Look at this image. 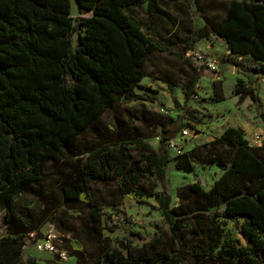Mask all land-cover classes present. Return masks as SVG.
<instances>
[{
    "label": "trees",
    "instance_id": "16d2710c",
    "mask_svg": "<svg viewBox=\"0 0 264 264\" xmlns=\"http://www.w3.org/2000/svg\"><path fill=\"white\" fill-rule=\"evenodd\" d=\"M73 1L75 14L72 0H0V264H45L23 257L29 234L38 237L47 222L73 230L75 204L86 207L83 232L96 244L100 264H264V140L251 145L241 127L227 126L213 140L171 154L167 141L178 130L172 118L158 120L141 107L138 119L153 135L100 122L121 99L142 98L134 88L148 74L149 57L172 54L180 44L183 59L200 40L213 45L215 37L228 50L222 60L244 77L232 89L236 107L249 98L264 123L256 86L264 79V0H228L214 14L199 8L203 24L183 37L170 34L176 20L165 6L172 0ZM185 62L191 67L185 82L173 70L152 74L179 85L184 105L196 96L205 68ZM212 99H225L219 79ZM85 131L90 138L80 137ZM195 161L220 175L208 189L198 182L181 186L174 199L166 166L192 173ZM124 197L154 199L166 228L139 246L135 238L104 234L103 206ZM65 241L61 236L68 255L81 249L79 236Z\"/></svg>",
    "mask_w": 264,
    "mask_h": 264
},
{
    "label": "rangeland",
    "instance_id": "374dc122",
    "mask_svg": "<svg viewBox=\"0 0 264 264\" xmlns=\"http://www.w3.org/2000/svg\"><path fill=\"white\" fill-rule=\"evenodd\" d=\"M228 0H172L165 9L171 18H175L176 23L170 27V34H176L177 37H183L186 29H194L203 24L200 16L199 8L204 9L205 13H218L222 6ZM72 12H77L76 5L72 0ZM173 39V37H171ZM215 46L206 49L205 45L209 44L208 40L202 39L195 44L192 50L184 53V58L180 59L177 53L183 51V46L177 44L172 47L174 53H157L146 60L145 67L147 75L141 80L134 91L142 96L140 99L127 100L125 98L118 101L113 109L106 110L100 117V122L104 124H115L118 122L126 128L138 127L143 131L152 135L156 134L155 129H147V125L138 119L140 108L147 110L148 115L158 120L165 121L172 118L171 128L178 130L175 133V144L184 151H188L193 147L213 140L227 126L239 124L243 120H251L254 124H258L257 106L249 98L236 107L237 97L232 94L234 83L238 77L244 78L235 68L222 60L226 51V44L221 39H212ZM194 52L201 53L203 56L209 57L216 62V69L212 70L207 67L204 62H200ZM208 52V53H207ZM210 53V54H209ZM190 60L194 65L205 66L203 75L199 79L196 86V96L192 97L187 104H183V92L179 85L168 84L156 77L159 74L157 68L169 70L172 72L175 80L181 83L185 82L187 76L191 73V67L185 62ZM221 80L222 91L225 99L215 101L212 99V82ZM257 86V92L264 99V81ZM162 110V111H161ZM118 119L117 122L115 120ZM260 123V122H259ZM182 124L181 126H179ZM186 126L191 129L190 136H180L181 129ZM246 130L251 134L254 129ZM81 138H90L89 132L85 131L80 135ZM153 145H157L158 138L153 136L149 139ZM171 154H175L170 149ZM168 191L176 198L175 192L183 185L198 182L204 189H208L212 182L220 175L221 171L215 166H201L194 162V171L192 173H184L174 168L173 162L166 166ZM159 189V187H158ZM73 208H69V212L73 214L70 220L73 230H60L54 222H47L41 228L42 232L58 230L65 240L80 237L81 249L78 252L70 250V255L64 260H60L48 252L37 251L32 241H28L23 250V257L31 255L38 261L45 264H100L99 252L94 242L90 241L84 234V222H87V210L83 204H75ZM104 234H112L117 238H135L134 244L139 246L143 241H147L159 227L166 228L163 219L157 210V204L154 199H149L146 203H141L135 199L124 197L122 202L117 206L104 205ZM4 208L0 206V236L5 232L4 225ZM38 214L42 211L37 210ZM112 214L108 217L106 213ZM238 224V223H237ZM117 228L110 231L109 228ZM226 230L234 232L240 237L236 230V226L226 225ZM138 232L143 236L140 239L132 234ZM243 244L246 243L240 237Z\"/></svg>",
    "mask_w": 264,
    "mask_h": 264
},
{
    "label": "built area",
    "instance_id": "2783aa9c",
    "mask_svg": "<svg viewBox=\"0 0 264 264\" xmlns=\"http://www.w3.org/2000/svg\"><path fill=\"white\" fill-rule=\"evenodd\" d=\"M194 55L200 62H204V64L210 69H216V62L211 58L203 56L198 52H194ZM190 133V128L183 127L180 131V136L187 137L190 136ZM246 138L251 145H261L264 140V130L262 128H255L251 134H248V132H246ZM175 143V137H172L167 141V146L169 149L173 150L175 154H179L183 150L179 148ZM61 236L62 235L60 234V232L56 229L49 232H42L41 229L40 235L38 237L34 232H31L28 239L29 241L33 242V244L37 248V251L48 252L54 256H57L60 260H64L68 258V253L66 252V250L60 247Z\"/></svg>",
    "mask_w": 264,
    "mask_h": 264
},
{
    "label": "crops",
    "instance_id": "0c3cea01",
    "mask_svg": "<svg viewBox=\"0 0 264 264\" xmlns=\"http://www.w3.org/2000/svg\"><path fill=\"white\" fill-rule=\"evenodd\" d=\"M214 37H212V39H213ZM217 39H219V38H217ZM215 46V44L213 43V45H211L210 43L209 44H207V45H205V48L206 49H211V48H213ZM208 53V52H207ZM226 53H228V50H227V47H226V51H225V54ZM210 54V53H209ZM224 54V55H225ZM263 81H264V79H261V80H259L258 81V85H261L262 83H263ZM259 96H260V98H261V105H262V108L264 109V99L262 98V96L259 94ZM235 98H236V96H235ZM258 120H259V122H258V124H254V122H252L251 120H243V121H241L239 124H235V125H231V126H235V127H241L245 132H246V130H249V129H253L255 126H258V127H256V128H262V129H264V123L260 120V118L258 117ZM225 129V128H224ZM223 129V130H224ZM222 130V131H223ZM222 131H221V133H222ZM220 133V134H221Z\"/></svg>",
    "mask_w": 264,
    "mask_h": 264
}]
</instances>
